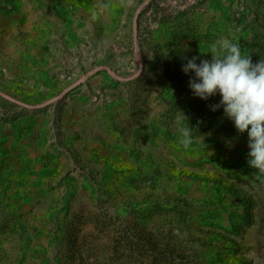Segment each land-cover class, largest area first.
<instances>
[{"label":"rangeland","instance_id":"obj_1","mask_svg":"<svg viewBox=\"0 0 264 264\" xmlns=\"http://www.w3.org/2000/svg\"><path fill=\"white\" fill-rule=\"evenodd\" d=\"M146 1L0 0V91L56 98L0 94V264H264L247 133L182 71L264 60V0Z\"/></svg>","mask_w":264,"mask_h":264},{"label":"clouds","instance_id":"obj_2","mask_svg":"<svg viewBox=\"0 0 264 264\" xmlns=\"http://www.w3.org/2000/svg\"><path fill=\"white\" fill-rule=\"evenodd\" d=\"M201 53H210L211 59L193 56L182 65L185 74H194L190 75V90L203 100L219 95L212 110L222 108L238 133H247L248 164L264 174V60L254 64L250 55L242 53L239 42L228 37L216 40ZM189 125L187 116L179 110L176 129L185 147L194 139Z\"/></svg>","mask_w":264,"mask_h":264},{"label":"water","instance_id":"obj_3","mask_svg":"<svg viewBox=\"0 0 264 264\" xmlns=\"http://www.w3.org/2000/svg\"><path fill=\"white\" fill-rule=\"evenodd\" d=\"M148 1H149V0H147V1L142 5V7L146 6L147 3H148ZM142 7H141L139 10H141ZM136 34H137V29H136V25H135V43H136V47H137V44H138L137 42H138V41H137ZM138 52H139V49H138V47H137V48H136V54H137V56H138V54H139ZM0 94L4 95L5 97L11 99V100L14 101V102H17V103H19V104H21V105H23V106L29 107V108H40V107H44V106H46V105H49V104L53 103V102L56 100V98H53V99H51V100H49V101H47V102H45V103H41V104H37V105H31V104H27V103H24V102L18 101V100H16V99L10 98V97H8L7 95H5V94H4L3 92H1V91H0Z\"/></svg>","mask_w":264,"mask_h":264}]
</instances>
